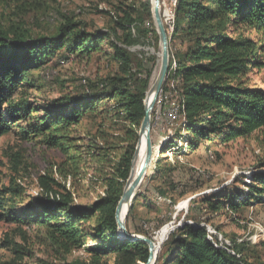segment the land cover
Returning <instances> with one entry per match:
<instances>
[{"label": "rangeland", "instance_id": "1", "mask_svg": "<svg viewBox=\"0 0 264 264\" xmlns=\"http://www.w3.org/2000/svg\"><path fill=\"white\" fill-rule=\"evenodd\" d=\"M140 1L145 0H0V28L10 36L16 30L26 31L31 38L52 36L65 15L83 22L87 31H95L113 23L116 5ZM175 2L160 0L168 37L174 29ZM149 24L145 23L147 27ZM156 35H150V47H129L133 60L130 86L142 51L157 57L148 89L158 72L160 46ZM251 36L261 41L257 34ZM99 47L97 51L60 50L30 70L23 81L29 86L20 90L18 98L26 100L29 107L22 110L18 122L11 124V130L0 136V187L13 185L20 190L16 196H7L6 208L13 210L15 218L0 221V264H59L64 259L87 258L86 248L98 243L93 240L95 214L81 222L85 233L82 247L63 253L49 240L42 216L29 204L46 193L41 182L44 176L57 182L56 188L70 192L73 204L78 205L94 203L110 185L122 181L118 175L130 149L132 125L123 108L117 106L118 100L105 99L102 94L104 99L80 101V107L87 111L78 123L53 129L57 119L53 111L67 115L70 107L54 108L62 104V97L100 83L106 85L108 78L122 75L110 43L104 41ZM249 78L251 85L264 87V68L253 71ZM177 114L170 82L169 91H160L151 114L152 159L135 201H131L135 203L136 225L149 231L160 244L157 256L165 251L162 244L176 227L198 224L206 228L213 242L221 240L229 251L237 244L249 262L264 264V198L237 209H212L218 199L223 201L218 198L221 193L242 196L253 175L264 171V133L255 132L228 143L216 137L189 151L186 139L180 137L184 131H178ZM55 140L59 146L53 144ZM133 230L131 225V233L144 235ZM5 240L12 244H5Z\"/></svg>", "mask_w": 264, "mask_h": 264}, {"label": "trees", "instance_id": "2", "mask_svg": "<svg viewBox=\"0 0 264 264\" xmlns=\"http://www.w3.org/2000/svg\"><path fill=\"white\" fill-rule=\"evenodd\" d=\"M176 1L175 20L172 18L174 29L172 27L169 35V68L162 90L169 91L170 82L173 83L180 117L178 131H184L180 137L186 139L187 150H196L201 142L216 137L228 143L255 132L264 133V87L251 85L249 78L253 71L264 68V0ZM115 10L113 23L95 31H87L83 22L65 15L52 36L31 38L26 31L17 30L10 36L0 28V136L8 133L11 124L22 118V110L29 107L26 100L18 98L20 90L29 86L24 79L30 70L56 52L63 49L97 51L101 50V43L108 41L113 49V59L118 62L122 73L108 78L106 85L100 83V86L64 96L62 104L54 106L61 109L70 106L67 115L53 111L57 117L55 131L66 124H77L87 111L79 102L102 99V94L105 99L118 100L117 106L123 108L125 118L132 125L130 149L122 159L118 175L122 181L110 185L105 195L94 203L73 204L70 192L56 188L59 184L48 176L41 179L47 191L29 206L42 216L41 222L48 231L49 240L63 253L82 247L85 233L81 222L98 214L93 228V240L98 243L86 248L87 258L64 259L59 264H144L149 254L144 242L117 236L115 210L130 173L144 117L145 94L157 59L142 51L143 58L136 65L134 82L130 86L133 60L129 47H150V35L157 33L150 0L121 3L115 6ZM146 22L150 23L149 27ZM252 33L260 36L261 41L252 37ZM173 63L175 67H172ZM106 86L108 89H104ZM175 138L178 135L172 139ZM170 142L172 147L176 140ZM53 144L59 146L56 140ZM19 191L13 185L0 187V221L15 218L13 210L6 208V202L8 195L16 196ZM220 197L223 201L218 199L212 206L214 211L261 202L264 198V171L253 175L242 196L230 197L221 193ZM134 208L132 202L126 219L128 232H132V225L134 232L150 237L149 231L136 225ZM60 213L64 219L58 215ZM150 229L155 231L156 227ZM4 243L12 244L8 240ZM162 246L165 251L157 256L159 264H254L243 256L237 244H234L233 251H229L221 240L213 242L206 228L198 224L176 227Z\"/></svg>", "mask_w": 264, "mask_h": 264}, {"label": "water", "instance_id": "3", "mask_svg": "<svg viewBox=\"0 0 264 264\" xmlns=\"http://www.w3.org/2000/svg\"><path fill=\"white\" fill-rule=\"evenodd\" d=\"M152 4V12L153 19L156 27V31L159 39V68L157 72L156 79L148 89L145 94L144 99V117L141 121L139 131H138V139L135 145V150L131 160V167L128 179L123 188L122 195L118 201L115 216L117 223V236L123 239H128L130 241H140L144 242L148 246L149 254L147 261L144 264H153L155 262L157 256V249L160 244L156 243L152 238L147 237L141 234H133L128 232L126 227V219L129 211V207L131 206V201L134 196L137 194L139 187L141 186L143 180L146 177L147 171L149 169L151 159H152V148H151V113L156 102V99L162 90V86L166 80L168 68H169V37L167 30L164 26L161 13H160V0H151ZM152 96L151 102H149V98ZM146 137V144L144 150V159L138 174L132 178L133 176V167H134V159L139 150L141 144V138ZM129 204L128 209L125 214H123V209L125 205Z\"/></svg>", "mask_w": 264, "mask_h": 264}, {"label": "bare ground", "instance_id": "4", "mask_svg": "<svg viewBox=\"0 0 264 264\" xmlns=\"http://www.w3.org/2000/svg\"><path fill=\"white\" fill-rule=\"evenodd\" d=\"M156 76H157V72L154 74L149 88H151V86L153 85V83H154V81L156 79ZM151 99H152V96H150L149 102H151ZM145 144H146V137L143 136L141 138V144H140L139 150H138V152H137V154L135 156V159H134V167H133V176H132V178H134L138 174V172L140 170V167L142 165V162H143V159H144ZM128 207H129V204L125 205V207L123 209V214H125V212L128 209Z\"/></svg>", "mask_w": 264, "mask_h": 264}, {"label": "built area", "instance_id": "5", "mask_svg": "<svg viewBox=\"0 0 264 264\" xmlns=\"http://www.w3.org/2000/svg\"><path fill=\"white\" fill-rule=\"evenodd\" d=\"M169 23V22H168ZM146 225V224H145Z\"/></svg>", "mask_w": 264, "mask_h": 264}]
</instances>
